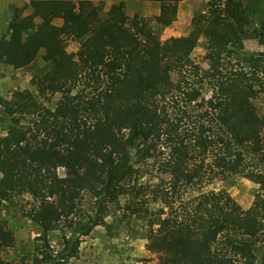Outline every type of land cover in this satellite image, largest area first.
Returning a JSON list of instances; mask_svg holds the SVG:
<instances>
[{"label": "trees", "instance_id": "16d2710c", "mask_svg": "<svg viewBox=\"0 0 264 264\" xmlns=\"http://www.w3.org/2000/svg\"><path fill=\"white\" fill-rule=\"evenodd\" d=\"M151 1L168 27L185 0ZM259 2L208 0L188 35L166 40L123 2L106 11L104 0H31L14 10L0 62L22 69L42 52L48 62L35 92L0 95V212L16 196L35 201L25 213L41 231L31 264H68L121 210L158 264H264V52L244 44L256 19L264 44ZM202 40L208 68L192 59ZM162 151L158 181L143 184L140 167ZM236 176L259 186L249 209L205 190ZM86 193L91 214L75 220ZM63 223L55 252L49 236ZM14 242L0 222V251Z\"/></svg>", "mask_w": 264, "mask_h": 264}, {"label": "rangeland", "instance_id": "374dc122", "mask_svg": "<svg viewBox=\"0 0 264 264\" xmlns=\"http://www.w3.org/2000/svg\"><path fill=\"white\" fill-rule=\"evenodd\" d=\"M31 0H0V38L6 33L7 26L16 8L23 9ZM78 2L79 0H70ZM97 2V0H94ZM249 4L251 0H243ZM123 2L130 17L139 16L152 21L153 27L162 40L172 37L186 36L196 23L197 16L203 14L207 9L208 0H185L179 3L178 11L173 16L172 23L168 27H162L155 21L159 15L160 5L151 0H104L107 11L113 4ZM259 4L264 8V0ZM27 9L23 15H28ZM264 18V16H263ZM60 25V21L55 22ZM260 28V23L256 19L249 29V37L245 40V49L249 53L264 52V44L256 36V29ZM67 50L78 54L80 45L71 39L67 41ZM192 59L203 68L209 67L207 51L204 48V41L193 51ZM45 54L42 52L38 59L28 67L14 69L11 66L0 62V95L10 98L16 91L26 89L35 92L32 86V79L41 76L47 69ZM59 96L54 93L48 94L47 103L53 106ZM264 106V99L259 100ZM261 105V104H260ZM162 151L157 158L144 162L141 168V182L146 185L155 184L158 179V161L162 156L167 155ZM206 191L225 190L243 208L249 209L259 192V186L245 177L236 176L225 182L216 180L207 184ZM35 201L27 195L16 196L12 202H5L1 206L0 222L11 230L15 237L12 247L0 251V263L3 264H31L35 254V246L40 243L37 237L41 235L40 229L26 217V211L35 207ZM93 207V199L86 193L81 210L75 220L84 221ZM125 212V211H124ZM118 211L107 218V224H111V229L107 225L96 227L92 233L84 237L80 245L78 255L71 259L68 264H158L159 255L147 249V240L139 223L127 221L128 216ZM63 230L65 223L50 234V241L53 250L58 252L61 248Z\"/></svg>", "mask_w": 264, "mask_h": 264}, {"label": "crops", "instance_id": "0c3cea01", "mask_svg": "<svg viewBox=\"0 0 264 264\" xmlns=\"http://www.w3.org/2000/svg\"><path fill=\"white\" fill-rule=\"evenodd\" d=\"M80 1V0H79ZM92 1H94V0H92ZM160 13V12H159Z\"/></svg>", "mask_w": 264, "mask_h": 264}]
</instances>
